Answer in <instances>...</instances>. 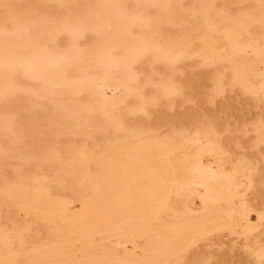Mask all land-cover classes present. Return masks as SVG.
<instances>
[{
	"label": "bare ground",
	"instance_id": "1",
	"mask_svg": "<svg viewBox=\"0 0 264 264\" xmlns=\"http://www.w3.org/2000/svg\"><path fill=\"white\" fill-rule=\"evenodd\" d=\"M262 251L264 0H0V264Z\"/></svg>",
	"mask_w": 264,
	"mask_h": 264
},
{
	"label": "snow or ice",
	"instance_id": "2",
	"mask_svg": "<svg viewBox=\"0 0 264 264\" xmlns=\"http://www.w3.org/2000/svg\"><path fill=\"white\" fill-rule=\"evenodd\" d=\"M222 91H223L222 88L218 89L216 94L220 95V94H222ZM173 94L178 95L179 93L178 92H173ZM193 264H201V261H195V262H193ZM258 264H264V251H262V253H261L260 257H259Z\"/></svg>",
	"mask_w": 264,
	"mask_h": 264
},
{
	"label": "rangeland",
	"instance_id": "3",
	"mask_svg": "<svg viewBox=\"0 0 264 264\" xmlns=\"http://www.w3.org/2000/svg\"><path fill=\"white\" fill-rule=\"evenodd\" d=\"M76 245H77L78 247H77V246H74V249H75L76 251H78V250H79V244L77 243ZM77 249H78V250H77ZM136 249H137V250H136ZM136 249H135L136 251L134 250V253H135V254H138V253L140 252V251H138V250H140V249H138V248H136ZM137 252H138V253H137Z\"/></svg>",
	"mask_w": 264,
	"mask_h": 264
}]
</instances>
